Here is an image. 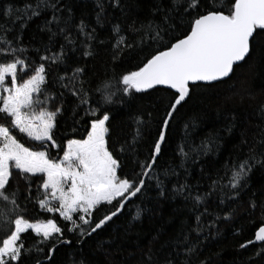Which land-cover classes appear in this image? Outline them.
<instances>
[{
    "label": "trees",
    "instance_id": "1",
    "mask_svg": "<svg viewBox=\"0 0 264 264\" xmlns=\"http://www.w3.org/2000/svg\"><path fill=\"white\" fill-rule=\"evenodd\" d=\"M38 3L0 0V36L7 29L8 40L15 42L20 37L29 71L45 64L43 87L54 98L47 107L60 108L53 129L59 147L48 142L49 157L61 159L70 139L86 138L91 120L96 119L85 114L86 108L105 104L104 95L115 91L112 103L107 105L108 148L120 164L117 174L138 180L141 165L151 161L163 121L177 94L157 88L125 97L116 91L123 87L117 81L123 74L139 70L162 47L166 50L167 45L186 35L191 19L198 13H185L184 4L174 11L172 0H119L118 6L116 0H48L54 7L41 6L39 14L32 16ZM229 3L231 0H225L226 5ZM211 5L212 0H201L200 12L211 9ZM54 14L58 22H52ZM81 24L85 26L83 32ZM148 24L159 26L163 38L159 43L153 39L154 33L147 32ZM142 25L144 30L137 31ZM120 37L124 40L117 46ZM61 48L60 62L40 59L60 55ZM87 52L91 55H85ZM10 59L0 55V61ZM78 67L84 69L82 80L89 93V105L80 103L70 84L62 86L68 80L61 81L60 77L71 78ZM28 74L24 72V78ZM106 83L113 87L105 90ZM10 119L0 114V124L8 126L19 142L34 150H45L39 142L15 131ZM253 156L264 160V35L255 39L249 57L235 67L228 80L192 87L188 100L169 124L153 168L162 185L158 187L156 179L146 180L147 191L95 235L81 238L79 229L68 231L71 222L39 206L38 201L43 199L39 177H30L29 182L28 174H17L18 170L13 169L9 187L18 190L22 215L33 223L54 220L64 229L63 239L72 241L57 242L48 259L51 242L39 243L41 238L31 230L22 233L24 247L31 249L22 254V264H264V243L255 241L256 232L264 227V164L252 167L238 195L230 187L220 190L218 186L202 202L195 200L197 195L209 193L210 185L218 178L222 185H228L230 169ZM182 185H186L182 191H175ZM137 207L142 211L139 220L134 219ZM5 211L0 209V220ZM98 213L99 209L93 212V219ZM197 228L199 234L194 231ZM6 235L0 231V241ZM248 241L253 243L241 247ZM189 247L195 250L189 253Z\"/></svg>",
    "mask_w": 264,
    "mask_h": 264
},
{
    "label": "snow or ice",
    "instance_id": "2",
    "mask_svg": "<svg viewBox=\"0 0 264 264\" xmlns=\"http://www.w3.org/2000/svg\"><path fill=\"white\" fill-rule=\"evenodd\" d=\"M116 4L119 5V0H116ZM180 4H184L185 13L193 10L198 13L191 19L187 34L167 45L166 50L162 47L139 70L123 74L117 81V85L123 87H117L116 91L125 97L159 87L172 89L177 94L163 121L151 161L141 165L138 180H130L117 174L120 164L108 148L106 137L109 132L107 125L110 116L107 105L112 103V97L116 92L104 95L105 104H98L96 107L89 105V93L83 87V68L74 69L71 78L62 76L60 79L68 80V84L62 86L67 88L70 84L72 94L80 103L89 105L85 114L96 119L91 120L86 138L70 139L67 142L61 159L49 157L48 142H51L52 147H59L53 139V129L60 108L49 110L47 107L48 101L54 98L43 87L46 84L45 64L41 63L29 71L26 49L18 42L20 37H16L15 42L8 40L7 29L5 35L0 36V45H3L0 47V55L11 57L10 60L0 61V114L10 117V125L13 128L45 148L34 150L26 147L17 140L8 126L0 124V209H6L4 219L0 220V231L7 233L6 238L0 241V264H22V254L29 253L31 249L24 247L21 234L28 233L29 230L41 238L39 243L51 242L48 259L52 258L51 253L55 252L57 242L63 244L72 242L63 239L64 229L54 220L33 223L22 215L23 209L17 203L18 190L13 191L9 187L13 169L18 170L17 174H28L26 178L29 182L30 177H39L38 188L42 189L43 196V199L38 201L39 206L49 213L58 212L64 221L71 222L72 227L68 231L75 232L79 229L78 234L81 238L97 233L113 221L114 217L120 215L129 200L147 191L146 179H156L157 186L162 185L152 166L156 162V157L161 154L165 132L173 119V114L177 112V107L189 98L192 87L225 80L233 73L234 66L249 57L255 39L264 35V0H231L227 5L225 0L218 2L212 0L211 9L205 12H200L201 0H172L173 10L178 11ZM41 6L54 7L48 0H39L37 9L32 11V16L39 14L38 9ZM222 8L225 10H212ZM11 11L9 8L8 12ZM97 19L99 20V16ZM52 22H58L55 14ZM84 27L81 24V32L84 31ZM144 28L142 25L137 31ZM146 28L148 33H154L153 39L158 43L163 39L159 26L153 27L152 24H148ZM115 30L119 32V27L117 26ZM66 39L71 42L69 37ZM88 39L92 37L89 35ZM123 40L124 37H120L117 46L122 44ZM62 54L63 48L60 55L42 56L40 59L55 64L61 61ZM85 55H91V52ZM24 72L29 73L27 78H24ZM110 87L113 85L105 84V90ZM181 152L184 154L183 149ZM256 163L264 164V160H257L253 156L238 166L234 165L230 169L228 185H222L218 178L210 185L209 193L204 197L197 195L195 200L197 203L202 202L212 192L217 191L218 186L220 190L230 187L236 190L238 195L239 189L243 186L242 182H247V177ZM184 187L186 185L175 191H182ZM160 195H164L163 189ZM102 205L111 207H101ZM252 207L255 208L256 205L253 203ZM97 209L100 213L93 219V212ZM74 215L77 219H73ZM141 215L142 211L137 207L134 219L139 220ZM196 222L197 225L200 224L199 216L196 217ZM194 231L199 234V228ZM255 241L264 243V227H260L256 232ZM250 243L253 241H248L241 247H247ZM194 250L193 247L188 248L189 253ZM168 264H171V261Z\"/></svg>",
    "mask_w": 264,
    "mask_h": 264
},
{
    "label": "water",
    "instance_id": "3",
    "mask_svg": "<svg viewBox=\"0 0 264 264\" xmlns=\"http://www.w3.org/2000/svg\"><path fill=\"white\" fill-rule=\"evenodd\" d=\"M249 55H250V54H249ZM247 58H248V57H246V59H247ZM246 59H245V60H246ZM243 62H244V61H243ZM243 62H241L240 64H242ZM236 66H238V65H236ZM236 66H234V69H235ZM232 74H233V73H232ZM232 74H231L229 77L225 78V80H222V81H226V80H228V79L232 76ZM222 81H217V82H214L213 84L218 83V82H222ZM202 85H212V84H202ZM159 88H163V87H159ZM170 90H172V89H170ZM172 91L174 92V90H172ZM187 100H188V98L186 99V101H187ZM186 101L182 102L181 105H183ZM181 105H180V106H181ZM180 106H178L177 109H178ZM174 114H175V113H174ZM174 114H173V116H174ZM170 122H171V121H170ZM170 122H169V124H170ZM168 127H169V126H168ZM167 130H168V128H167ZM167 130H166V132H165V139H166ZM163 145H164V144H163ZM163 145L161 146V150H162ZM159 156H160V155H159ZM159 156L156 157V161H157V159L159 158ZM155 164H156V162H155ZM155 164L152 166L153 168L155 167ZM146 180H147V179H146ZM146 180H145V183H146ZM139 195H140V194H138V196H139ZM138 196H137V197H138ZM137 197H133L132 200H129L128 203L125 205V207H126L128 204H130L131 202H133ZM123 211H124V210H123ZM123 211L120 213V215L123 213ZM120 215H119V216H120ZM119 216H118V217H119ZM116 218H117V217H114V218H113V221H114ZM111 222H112V221H110L109 224H110ZM106 226H107V225H106ZM106 226H105V227H106ZM99 231H100V230H99ZM99 231H98V232H99ZM95 234H96V233H93L91 236H93V235H95ZM91 236H86L85 238H88V237H91ZM85 238H84L83 240H85ZM256 243H258V244H263L262 242H259V241H256Z\"/></svg>",
    "mask_w": 264,
    "mask_h": 264
},
{
    "label": "rangeland",
    "instance_id": "4",
    "mask_svg": "<svg viewBox=\"0 0 264 264\" xmlns=\"http://www.w3.org/2000/svg\"><path fill=\"white\" fill-rule=\"evenodd\" d=\"M119 33V32H118ZM15 131L19 132L17 129L13 128ZM20 133V132H19ZM24 134V133H23ZM73 219H77V216L74 215Z\"/></svg>",
    "mask_w": 264,
    "mask_h": 264
}]
</instances>
